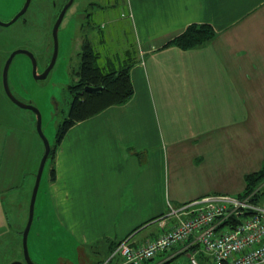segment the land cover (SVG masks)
I'll use <instances>...</instances> for the list:
<instances>
[{
    "label": "crops",
    "instance_id": "obj_1",
    "mask_svg": "<svg viewBox=\"0 0 264 264\" xmlns=\"http://www.w3.org/2000/svg\"><path fill=\"white\" fill-rule=\"evenodd\" d=\"M122 2L132 41L118 69L130 66L134 94L66 131L48 187L63 240L79 250L155 237L170 206L239 195L264 159V0ZM191 23L216 37L166 45ZM100 61L115 69L109 53Z\"/></svg>",
    "mask_w": 264,
    "mask_h": 264
},
{
    "label": "rangeland",
    "instance_id": "obj_2",
    "mask_svg": "<svg viewBox=\"0 0 264 264\" xmlns=\"http://www.w3.org/2000/svg\"><path fill=\"white\" fill-rule=\"evenodd\" d=\"M25 1L0 0V264L24 257L22 231L28 221L30 199L45 151L44 141L36 130L35 113L18 105L14 111L15 108L3 104L6 101L11 105L3 86V67L14 50L26 49L37 59V72H43L54 52V23L68 2L31 0L21 17L5 24L22 9ZM122 8V0H74L58 30L55 64L44 79L34 77L29 55H15L9 68L10 88L19 100L39 108L42 129L51 146L55 145L61 124L69 114L73 98L69 87L77 80L84 37L88 34L96 51L101 50L100 64V60L104 63L105 53L112 57L115 69L129 58L124 51L129 48L132 34ZM103 22L106 25L101 28ZM101 30L104 36L100 35ZM53 163L54 159H47L37 195L28 236L31 259L35 264H104L113 254L106 244L94 246L96 252L88 247L79 250L69 238L64 242L65 234L53 215L48 188ZM121 260L117 254L111 262L119 264ZM160 260L156 257L149 263ZM198 260L202 262L200 255ZM205 260L202 264H215L210 257ZM167 264H191L190 253H181Z\"/></svg>",
    "mask_w": 264,
    "mask_h": 264
},
{
    "label": "built area",
    "instance_id": "obj_3",
    "mask_svg": "<svg viewBox=\"0 0 264 264\" xmlns=\"http://www.w3.org/2000/svg\"><path fill=\"white\" fill-rule=\"evenodd\" d=\"M160 218L162 230L155 237L137 244L122 239L112 257L118 254L119 264H150L166 251H176L166 259L188 251L191 264H201L204 251L215 264H264V202L253 203L250 195L202 197L170 206ZM171 218L177 219L173 225Z\"/></svg>",
    "mask_w": 264,
    "mask_h": 264
},
{
    "label": "trees",
    "instance_id": "obj_4",
    "mask_svg": "<svg viewBox=\"0 0 264 264\" xmlns=\"http://www.w3.org/2000/svg\"><path fill=\"white\" fill-rule=\"evenodd\" d=\"M217 35L215 29L205 23H191L186 29L175 36L166 45H176L182 49L202 47L211 42ZM89 35L85 36L81 49L80 68L76 72L77 80L70 85L69 90L73 98L68 118L63 122L57 133L56 143L51 146L49 158L54 159L58 145L66 131L75 123L98 114L112 105H122L128 102L134 94V86L130 75V66L125 65L119 69L106 70L99 62L100 53L96 51ZM85 86H102L100 92H87ZM56 178L55 169H51L50 180ZM12 188V187H10ZM40 190V188H39ZM39 192V191H38ZM253 203L264 202V159L262 166L245 175V188L241 197L249 196ZM23 232V231H22ZM119 241L111 244L110 250L114 252ZM197 247H199L197 245ZM184 253V252H183ZM178 253L160 264L172 261ZM200 257H206L203 251Z\"/></svg>",
    "mask_w": 264,
    "mask_h": 264
},
{
    "label": "water",
    "instance_id": "obj_5",
    "mask_svg": "<svg viewBox=\"0 0 264 264\" xmlns=\"http://www.w3.org/2000/svg\"><path fill=\"white\" fill-rule=\"evenodd\" d=\"M30 2H31V0H26L22 9L14 16V18L11 21H9L5 24H10V23L14 22L15 20H17L19 17H21L27 11ZM73 2H74V0H68V2L64 5L63 9L61 10L58 18L56 19V21L54 23V26H53L54 52H53V55H52V58H51L49 65L45 68V70L43 72H41V73L37 72V59H36L33 52L26 50V49L14 50L9 55V57L7 58V60L4 64V67H3V72H2L3 86H4V90L7 94V96L16 105H18L22 108L31 109L35 113V115H36V130L38 132V135L41 137V139H43L44 147H45V151H44V154L42 156V159H41V162H40V165L38 168V172L36 175V181H35L33 191H32V195H31V199H30L28 221H27V224H26V226L23 230V233H22L23 254H24V258L28 264H35L33 262V260L31 259L30 254H29L28 236H29V232H30V229H31V226L33 223V219H34L35 204H36V200H37V195H38L43 171H44L47 159L49 157V154L51 152V145H50V141L47 139V137L45 136L43 129H42V114H41V111L39 110V108L36 107L32 103L22 102L12 92V90L10 88V84H9V68H10V65H11L16 54L25 53V54L29 55L31 60H32L34 77L39 80V79H44L48 76L49 72L51 71V69L53 68V66L55 64V61H56V58L58 55V48H59L58 30H59L60 24H61V22L65 16L67 9L73 4ZM102 88H103L102 86H85L84 90L87 92L96 93V92H100L102 90ZM10 264H24V262L21 260H15V261H12Z\"/></svg>",
    "mask_w": 264,
    "mask_h": 264
},
{
    "label": "flooded vegetation",
    "instance_id": "obj_6",
    "mask_svg": "<svg viewBox=\"0 0 264 264\" xmlns=\"http://www.w3.org/2000/svg\"><path fill=\"white\" fill-rule=\"evenodd\" d=\"M84 39H85V37H84ZM82 43H83V42H82ZM67 118H68V116L65 118V120H66ZM65 120H64V121H65ZM64 121H63V122H64ZM63 122H62V124H63ZM62 124H61V125H62ZM112 260H113V257L111 256L110 258H108V260H107L104 264H112V262H111ZM21 261H23L24 264H28V263L26 262V260H25L24 257H23V259H21Z\"/></svg>",
    "mask_w": 264,
    "mask_h": 264
},
{
    "label": "bare ground",
    "instance_id": "obj_7",
    "mask_svg": "<svg viewBox=\"0 0 264 264\" xmlns=\"http://www.w3.org/2000/svg\"><path fill=\"white\" fill-rule=\"evenodd\" d=\"M188 252V251H187ZM190 253V252H189ZM166 260V259H165Z\"/></svg>",
    "mask_w": 264,
    "mask_h": 264
}]
</instances>
